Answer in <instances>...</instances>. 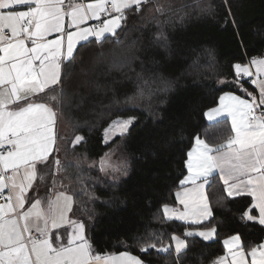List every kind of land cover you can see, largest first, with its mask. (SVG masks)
Wrapping results in <instances>:
<instances>
[{
	"label": "trees",
	"instance_id": "trees-1",
	"mask_svg": "<svg viewBox=\"0 0 264 264\" xmlns=\"http://www.w3.org/2000/svg\"><path fill=\"white\" fill-rule=\"evenodd\" d=\"M210 1L213 8L204 11H157L155 3L130 9L115 35L81 44L73 62L64 65L70 75L62 74L61 87L71 102L61 106L59 122L65 119L73 135L61 138L52 157L60 159L62 170L44 172L41 185L54 191L55 180L73 194L74 216L86 225L97 253L129 252L145 264H212L225 256L224 241L235 235L245 250L264 244V226L244 216L251 198H230L218 175L207 189L208 221L186 224L164 214L165 205L177 206L196 137L215 144L232 134L227 120L208 123L207 111L224 93H256L250 80L237 77L234 65L264 56V0ZM44 99V93L37 97ZM118 118L134 123L105 143V129ZM76 136L84 139L75 142ZM118 143L129 168L126 178L113 181L91 164ZM210 228L216 229L213 241L185 236ZM173 235L188 244L179 256L174 250L139 249L145 240L174 248Z\"/></svg>",
	"mask_w": 264,
	"mask_h": 264
},
{
	"label": "snow or ice",
	"instance_id": "snow-or-ice-1",
	"mask_svg": "<svg viewBox=\"0 0 264 264\" xmlns=\"http://www.w3.org/2000/svg\"><path fill=\"white\" fill-rule=\"evenodd\" d=\"M147 3L148 0H0V193L9 191L3 197L5 203H0V264H143L129 252L94 253L85 235L84 222L68 217L74 201L66 192L48 198L47 209L42 207L40 199H34L24 209L28 202L26 194L37 180L44 182V172H51L52 168L57 172L62 170L60 159L53 158L50 167L49 157L58 151L55 146L60 108L71 102V94L61 87L62 74L65 79L70 75V71L64 70L65 61L73 62L78 42L89 36L115 35L121 22L127 19L126 10L135 7L139 11ZM13 6L27 10L5 11ZM157 11L162 9L158 7ZM102 15L111 18L99 25L81 27ZM66 18L67 28L76 30L66 32L65 47ZM5 30L11 34L6 35ZM52 34L60 35L47 39ZM160 36L166 39L163 33ZM250 63L255 66L257 77L264 74V59L252 58ZM234 68L237 77L253 75L248 65L236 64ZM251 84L259 88L258 101L252 93H248L249 99L226 93L220 97L221 107L207 113L210 121L229 116L232 134L215 144L196 137L195 146L187 154L188 176L181 181L182 185L191 182L195 187L176 193L184 206L183 212L175 213L164 206L169 219L174 215L176 219L199 224L210 217L212 211L204 186L216 172L223 178L229 197L246 193L254 199V207L259 209L258 222L264 225V79H253ZM41 93L45 94L44 101L35 102L34 98ZM133 119L112 121L109 129H105V136L110 130L123 135ZM83 139L76 136L75 142ZM99 166L101 171L107 170L110 165L106 157L101 158ZM201 179L203 183L196 184ZM55 183L53 180V187ZM244 216L247 220L257 219L248 212ZM65 224L71 226L66 243L58 235L54 243L52 229ZM215 232V228H210L188 231L185 236L211 239ZM171 239L175 241L174 248L162 242L158 247L145 240L139 249L163 253L174 250L177 256L187 249L185 239L178 235ZM224 244L229 246L227 256L217 258L212 264H249V256L251 264H264V244L252 247L247 253L239 235L225 240Z\"/></svg>",
	"mask_w": 264,
	"mask_h": 264
},
{
	"label": "crops",
	"instance_id": "crops-1",
	"mask_svg": "<svg viewBox=\"0 0 264 264\" xmlns=\"http://www.w3.org/2000/svg\"><path fill=\"white\" fill-rule=\"evenodd\" d=\"M78 2H79V0H78ZM84 2H87V0H84ZM110 6H111V5H108L109 8H110ZM142 6H143V5H142ZM142 6H141V7H142ZM134 8H135V7H133L132 9H134ZM135 9H136V8H135ZM9 10H11V11H26L27 8H26V7H23V6H13V8L8 9V10H5V11H9ZM129 10H130V9H129ZM127 11H128V10H126V12H127ZM126 12H125V14H126ZM112 15H115V13H112ZM109 18H111V17H110V16H104V15H102L101 18H100L99 20H96V19L88 20L85 24L81 25V27H89V26H93V25H99V24H102L103 20H105V19H109ZM122 24H123V21L121 22V26H122ZM120 28H121V27H120ZM120 28H117V29H116L115 34L120 30ZM75 30H76L75 28H72V29H68V28H67V18H66L65 34H64V35H65V40H64L65 47H66V32H67V31H75ZM7 31L10 32L9 30H5V32H7ZM10 34H11V33H10ZM57 35H60V34H52V35H50L49 37H47V39H55ZM110 35H111V34H107V33H106V34H105L103 37H101V38H97V37H94V36H89L87 40L80 41V42L77 43V45L75 46L74 54H75L76 50L78 49V47H79L81 44H83V43H85V42H88V41H90V40H93V39L101 40V39L105 38L106 36H110ZM29 46H31V45H29ZM258 59H264V56L261 57V58H258ZM66 62H67V61H65V63H66ZM248 66H249V67L252 66L253 71H252L251 68H250V71L253 72V75H252L251 77H248V78H247V76L244 77V75H241V76H243V77H239V78H244V79H248V80H250V81H249V82H250V85H251L253 88L256 89V93H252V95L256 96V97H257V101H258V100H259V88H258L257 85H253V84H251V80H253V79H264V74H261L260 77H257V75H256V70H255V66H254V65H251L250 62L248 63ZM227 93H231V94H234V95H236V96H240V97L243 98V99H249L248 93H251V92L246 91V94H245L246 96H245V95H239V94H237V93H233V92H227ZM41 94H43V93H41ZM41 94H39L38 97H39ZM225 94H226V93H224V94L221 95V96H224ZM34 99H35V102H39V101H37V98H34ZM21 103H23V102H21ZM219 107H221L220 99H219V104H218L215 108H219ZM213 109H214V108H213ZM210 110H211V109H210ZM208 112H209V111H207V113H208ZM207 113H206L205 117H206V120H207L208 123L213 124V123H217V122H220V121H223V120H227V121L229 122L230 127H231V118H230L229 116H227V115L220 116V117H218L217 119H215V120H211V121H210V120L208 119ZM58 122H59V118H58ZM56 129H57V142H56V146H55V147H56V149L59 150L60 142H61V138H62L63 136H61L60 128H59V130H58V123H57ZM194 146H195V144H194ZM194 146H193V147H194ZM191 150H192V149H191ZM57 152H58V151H56V152L54 151V152L52 153V155L49 157V160L52 159V157H54L55 155H57V154H58ZM57 156H58V155H57ZM38 171H39V166H38ZM187 171H188V170H187ZM217 175H218V174H217L216 172H214L212 175H210V176L208 177V183L205 184V186H204V191H205L207 197H208L207 189H208V186H209V184H210V179H211L213 176H217ZM186 176H188V173H187ZM218 176H219V175H218ZM219 177H220L221 181L223 182V178H222L221 176H219ZM200 183H203V180H202V179L196 181V184H200ZM41 184H42V182H40L39 180H37V181L34 183L33 188L30 189V190L28 191V193L26 194V195H27V198H28V202L25 204V209H24V210H27V209L30 207L31 202H33L34 199H40V200L43 202V203H42V207L45 208V209H47V203H46V202H47V199H48V198H54V196H55V194H56L57 192H61V191H63V192H66L67 195H71V196L73 197V201H74V203H73V208H72V212L68 213V217H69L70 220L78 221V220L75 218V216H74L76 202H75V198H74L73 194H72L71 192H69L68 190L63 189V188H61V187H59V186H57V185L55 186L54 191H50V192H49L46 188H43ZM223 184H224V183H223ZM224 186H225V185H224ZM194 187H195V186H194L191 182H189V183L183 184V185H182V188H181L179 191H177V192L183 193L186 189H192V188H194ZM7 191H8V190L5 189V191H4L3 193H5V192H7ZM225 191H226V190H225ZM226 193H227V192H226ZM238 197H249V198H251V200H252V206H251V208L249 209L248 213H249L250 215L254 216V217H257V219H256V220H247V221H248V222H251V223H256V224L261 225V224L258 222V218H259V209L256 208V207H254V203H255V202H254V199H253L250 195H248V194H246V193H241L240 195H234V196H232V197H230V198H238ZM176 199H177V196H176ZM208 202H209V199H208ZM209 205H210V202H209ZM210 207H211V205H210ZM169 208L172 209V210H174L175 213H179V212H183V211H184V206L181 205V204L179 203L178 199H177V206H169ZM211 211H212V210H211ZM164 214H165V213H164ZM169 215H173V213H169ZM165 217H166L168 220H176V221H180V222H183V223H186V224L197 225V224H195V223H192L191 221H182V220H180V219H176L174 215H173V218H172V219H169V218H168V215H165ZM210 218H211V216L208 217L207 219L202 220L199 224L208 221ZM261 226H264V225H261ZM199 231H206V230H194V231H192V232H199ZM70 232H71V226H70V225H67V224H65L64 226H62V227L59 228V229H52L53 242L55 243V237L58 235V236L61 238V241L66 243V236H67V234L70 233ZM34 234H36V233L34 232ZM36 235H38V234H36ZM85 235H86V237L88 238L87 230H86V232H85ZM196 236H199V235H196ZM199 237L202 238V239L205 240V241H213V240L216 238V232H215L214 236H213L211 239H205L204 237H201V236H199ZM229 239H230V238H229ZM227 240H228V239H227ZM240 240H241V243H242V246H243V241H242L241 237H240ZM224 245H225V244H224ZM228 247H229V246L225 245V248H226V254H225V256H227V253H228ZM244 250H245V249H244ZM245 252H246V253H247V252H250V249H249V250H245ZM94 253H97V252L94 250ZM116 254H119V253H116ZM131 255H133V254H131ZM133 256H136V255H133ZM136 257H137V256H136ZM138 258H139V257H138ZM139 259H140V258H139ZM140 260H141V259H140ZM248 260H249V264H251V257H250V256L248 257ZM141 261H142V260H141ZM142 262H143V261H142ZM143 264H145V263L143 262Z\"/></svg>",
	"mask_w": 264,
	"mask_h": 264
},
{
	"label": "rangeland",
	"instance_id": "rangeland-1",
	"mask_svg": "<svg viewBox=\"0 0 264 264\" xmlns=\"http://www.w3.org/2000/svg\"><path fill=\"white\" fill-rule=\"evenodd\" d=\"M210 2H211L210 0L209 1L208 0H148V3L156 4V7L154 8L159 7L162 9V11H167V10L171 11V9H175V8H178V9L179 8H187V9L188 8H199V10L204 11L205 8H213V5L210 4ZM249 68H251L253 71L252 66H250ZM240 77H243V76H240ZM248 77L249 76H247V78ZM133 123H134V120L132 124ZM131 125H129L128 130L130 129ZM59 128H60L61 136L65 137V139L67 138L68 140L70 139V137H72L73 131L68 127V124L65 121V119H62L60 122H58V130ZM107 129H109V127ZM126 133L121 135L119 132H113L110 130L107 137L104 134V142L111 143L116 138L120 136H124ZM104 157L107 158L108 165H110L107 167L106 171H103V173L108 178H110L113 181H120L127 177L129 164H128L127 158L124 156L123 146L120 143H118L113 149H111ZM99 162H93L91 166L99 165ZM125 165H127L126 169L124 167ZM116 169H119V170L117 171ZM125 170L127 174H124ZM86 230L87 228L85 225V232ZM174 245H175V241H174Z\"/></svg>",
	"mask_w": 264,
	"mask_h": 264
},
{
	"label": "built area",
	"instance_id": "built-area-1",
	"mask_svg": "<svg viewBox=\"0 0 264 264\" xmlns=\"http://www.w3.org/2000/svg\"><path fill=\"white\" fill-rule=\"evenodd\" d=\"M111 7V6H110ZM6 35H10V32H5ZM9 195V191L5 192V193H0V203H5V200L3 199V197Z\"/></svg>",
	"mask_w": 264,
	"mask_h": 264
},
{
	"label": "water",
	"instance_id": "water-1",
	"mask_svg": "<svg viewBox=\"0 0 264 264\" xmlns=\"http://www.w3.org/2000/svg\"><path fill=\"white\" fill-rule=\"evenodd\" d=\"M55 174H58V172L55 170Z\"/></svg>",
	"mask_w": 264,
	"mask_h": 264
}]
</instances>
